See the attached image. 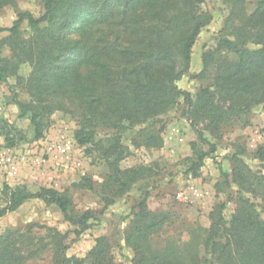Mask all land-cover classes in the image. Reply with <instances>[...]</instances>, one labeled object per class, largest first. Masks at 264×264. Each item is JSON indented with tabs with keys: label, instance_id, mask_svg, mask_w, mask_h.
Wrapping results in <instances>:
<instances>
[{
	"label": "trees",
	"instance_id": "trees-1",
	"mask_svg": "<svg viewBox=\"0 0 264 264\" xmlns=\"http://www.w3.org/2000/svg\"><path fill=\"white\" fill-rule=\"evenodd\" d=\"M18 1L0 0V10ZM225 2L229 13L217 42V50L225 55L215 60V53H204L198 74L190 73L191 50L212 19L201 8L204 0H41L44 12L40 18L23 12L11 28H0V33L8 32L0 39V81L16 77L24 82L37 110L17 102L18 117L30 113L34 139L42 137V119L54 111L75 119V139L80 146L92 143L100 131H110L115 138L104 156L109 171L104 184L111 188L102 197L104 208L112 201L108 196L123 195L149 171L146 167L120 169L119 164L132 154L119 141L125 131L139 127L131 142L133 149H157L163 144L162 128L157 125L180 100L187 105L189 119L207 123L210 133L231 126L235 116L249 115L264 104V0ZM79 15L86 17V23L78 37L71 38L68 31ZM25 20L30 30L27 35L20 27ZM5 46L9 58L1 56ZM24 63L32 68L26 80L17 76ZM210 68L211 83L200 86L194 99L177 86L183 77L206 76ZM5 139L14 145L13 138ZM241 155L231 157V171L224 174V182L237 188V206L231 217L226 219L225 206L219 205L209 217V228L193 231L187 242L152 248L149 236L167 218L147 210L145 199L139 202L124 233V242L134 254L131 263L264 264V147L257 148L253 156L261 163L260 170L249 168ZM205 156L198 153L192 167L195 177ZM5 191L7 201L0 208V219L33 198L56 205L65 221L75 226L77 237L93 217L88 211L71 216V200L51 189L36 194L22 188L5 187ZM50 235L55 263H70L63 257L61 235L54 231ZM14 239L12 234L0 238V264H24L33 257L32 253L21 256L23 249L12 247ZM87 260L88 264H116L106 237L95 240Z\"/></svg>",
	"mask_w": 264,
	"mask_h": 264
},
{
	"label": "rangeland",
	"instance_id": "rangeland-1",
	"mask_svg": "<svg viewBox=\"0 0 264 264\" xmlns=\"http://www.w3.org/2000/svg\"><path fill=\"white\" fill-rule=\"evenodd\" d=\"M201 8L210 12L212 19L192 47L191 74L201 72L204 53H215V60L225 55L224 51L217 50L219 31L229 13L225 0H204ZM248 8L250 10L252 6ZM23 12L40 18L44 12L41 0H19L14 7L1 9L0 28H11L18 14ZM84 18L82 15L74 18L68 31L71 38L78 37V31L86 23ZM20 27L26 35L29 33L26 20ZM7 35L8 32H1L0 39ZM1 56L10 57L6 46L2 48ZM31 70L30 64L24 63L17 76L26 80ZM212 72L210 68L200 79L183 77L177 86L194 99L200 86L211 83ZM17 102L28 103L31 109L37 110L24 82L17 81L16 77L0 81V154L6 152L12 158L15 170L10 176L8 164L0 167V208L7 201L5 187L22 188L29 194L51 189L71 200V216L87 211L93 216L88 228L77 237L75 226L65 221L60 209L43 200L28 199L8 212L0 219V238L12 234L14 242L19 241L17 245L13 242L12 247L20 246L23 249L21 256L26 258L33 254L24 264H56L52 231L62 237L63 257L71 260L68 264H75L74 260L88 264V253L100 237L107 238L116 264H132L134 254L124 242V233L137 212V204L143 199L147 210L163 213L167 218L163 226L149 236L150 246L160 250L168 245H180L190 239L193 231L209 228V217L219 205L225 206L224 217H231L237 206V188L224 182V174L230 173V160L234 154L241 153L240 159L253 171L261 169V163L253 156L257 148L264 147V104L254 108L249 115L235 116L231 126L210 133L206 129L207 123L195 124L189 119L187 105L180 100L157 125L162 128L160 148L133 149L131 142L139 127L122 133L119 141L132 154L119 164L120 169L146 167L149 171L123 195L108 196L112 201L104 208L102 197L111 192L104 184L109 172L104 156L115 139L111 132L100 131L92 143L80 146L75 139L78 128L75 119L54 111L42 119V137L34 139L30 113L19 118ZM5 136L14 139L13 146L7 144ZM198 153H206V156L195 177L192 167ZM261 218L264 220V215Z\"/></svg>",
	"mask_w": 264,
	"mask_h": 264
},
{
	"label": "built area",
	"instance_id": "built-area-1",
	"mask_svg": "<svg viewBox=\"0 0 264 264\" xmlns=\"http://www.w3.org/2000/svg\"><path fill=\"white\" fill-rule=\"evenodd\" d=\"M10 166V170L8 171V174L11 176L14 174L15 170H14V165H13V160L11 157H9V155L4 152L0 154V167L1 166H6V165Z\"/></svg>",
	"mask_w": 264,
	"mask_h": 264
}]
</instances>
